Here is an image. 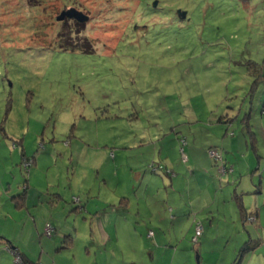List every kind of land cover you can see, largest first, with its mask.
I'll return each mask as SVG.
<instances>
[{
  "label": "rangeland",
  "instance_id": "1",
  "mask_svg": "<svg viewBox=\"0 0 264 264\" xmlns=\"http://www.w3.org/2000/svg\"><path fill=\"white\" fill-rule=\"evenodd\" d=\"M70 8L88 20L56 21ZM253 61L264 0H0V190H22L24 148L54 206L32 260L238 264L248 248L243 264H264V91L242 101ZM15 252L0 239V264Z\"/></svg>",
  "mask_w": 264,
  "mask_h": 264
},
{
  "label": "crops",
  "instance_id": "2",
  "mask_svg": "<svg viewBox=\"0 0 264 264\" xmlns=\"http://www.w3.org/2000/svg\"><path fill=\"white\" fill-rule=\"evenodd\" d=\"M263 99H264V94L261 96V99L259 100V102H260L259 105L263 104V107H264V102H262ZM245 128L248 131H250L248 124L245 126ZM251 141H252V145L255 146V147H253L255 149L257 146V143H258L255 134H254V137H251ZM241 146H242V144L240 143L239 147H241ZM232 147H233V145L230 146V148H232ZM233 151L235 152V149ZM23 155L25 157L34 158L35 161L38 160L39 157L41 158V156L33 155L32 151H25V149L23 148L19 154L20 162H21ZM17 157H18V155L15 157H12V161L16 162ZM224 161H225V164L227 165V161L225 159H224ZM21 167L22 166H20V168ZM257 168H258V166H257ZM23 169L21 168V170H19V171L17 169H15V170L13 169L12 175L14 177L17 176V179H21V175L22 176L25 175V177L23 179V185L27 184L26 191H25V207L15 208L13 205V202L11 200V197L13 195H19L22 193V190L18 189L19 187L14 189L9 184H7V187L8 186L9 187L7 188L6 191L0 190V196L1 195L4 196V200L2 203L3 206L2 205L0 206V220L1 219H3L4 221L10 220L9 228L8 229L5 228L6 232H2V230H1L0 239L4 240L6 245L7 244L10 246L13 245V247L16 248V250L19 253H21V255L26 260L30 261L31 263L32 262L36 263V262H34L35 260H32L34 257L24 247L27 248L29 246V248H31L34 246V247L40 249V254L43 252L44 247L43 246L40 247V245L36 241L37 240L40 241V236H42V235L44 236V228L46 227V225L47 224H50V225L53 224L52 223V213H53L52 207H54V206H52L53 202L51 200H47L46 203L40 202V199L43 196L47 195L49 188L47 185H45L43 183H41L40 185L37 186V184L32 181V178H33V180L36 179V177H34L35 170H33L31 168L32 169L31 173L30 172L28 173V171H25V169L24 170ZM246 169L252 170V167L247 166ZM16 170H17V172H16ZM252 181H253V179L251 178L250 179L251 185L253 184ZM16 184H17V186H19L18 185L19 182L16 181ZM260 185H261V183H260ZM147 188H148V186L146 187V189ZM66 190H67V188H65V186H64V191L66 192ZM33 192L35 194H34V196L31 197ZM242 192H245V191L242 190ZM246 192H250V191H246ZM67 194L70 195L71 192L66 193L65 196H69ZM244 194L245 193H242V195H244ZM241 203H242V205H244L243 200L241 201ZM48 205H50V210H47V207H49ZM243 207L246 209L245 206H243ZM257 207L258 206L256 205L255 208H257ZM249 208H247L248 210L246 209L247 214L252 215V217L255 216V218L257 220V216L259 215V213L258 212L256 213L254 208H252V207L250 209ZM41 209H43L44 212L39 214L38 210H41ZM178 209H181V206L178 207ZM47 211H49V212H47ZM52 228H53V232H54L55 227H52ZM154 238H155V234H154ZM158 247H159V245H158ZM5 255L7 256V252ZM240 264H243V259H242V262Z\"/></svg>",
  "mask_w": 264,
  "mask_h": 264
},
{
  "label": "trees",
  "instance_id": "3",
  "mask_svg": "<svg viewBox=\"0 0 264 264\" xmlns=\"http://www.w3.org/2000/svg\"><path fill=\"white\" fill-rule=\"evenodd\" d=\"M241 4L243 5V8L246 9V11H249L250 7H251V2L252 0H240ZM180 13V12H179ZM182 14V13H181ZM179 17V15H178ZM180 18V17H179ZM185 18V17H184ZM184 18H180L181 20H183ZM69 47V48H74V47H79L77 46L76 44H70V45H65V43L62 44V47H64L65 50L66 47ZM85 51V50H84ZM251 65H252V68L253 70H251V73L249 74L250 77H252L253 81L251 82L250 86H249V89L247 90V97H245L242 101L243 102H246V99L248 98L249 99V104L250 103H254L256 98H257V93L259 91V88L261 89L260 91H264V62L260 63V62H251ZM262 87V88H261ZM236 97V96H235ZM241 98V97H240ZM261 99V96H259L258 98V101ZM258 104V103H256ZM262 115H264V110L262 111ZM229 120V119H228ZM251 133V137H254V133L250 132ZM183 142V141H182ZM185 144V142H184ZM210 152V151H209ZM222 159V157H221ZM27 161H29L32 165H30L29 167H26L24 168V163H26ZM219 163V162H218ZM34 164V158H30V157H25L24 155L22 156V159H21V162H20V166H22L21 168L25 169V171H28L30 168H32ZM217 164V162H216ZM222 165L223 167L225 168V173L222 174V175H226L228 173H231V171L229 170H232V168H229L225 162L223 163L222 161ZM23 169V170H24ZM25 191H26V186L23 185L22 186V193L19 194V195H13L11 197V200L13 202V205L15 208H23L25 207ZM238 198V196H236ZM238 210H239V215L241 217V220L244 221H247L248 219H252L254 220V217H252V215H249L247 214L246 212V209L243 207L242 203H241V198H240V201L238 200ZM49 225V224H47ZM51 227V226H50ZM52 228V227H51ZM45 230V228H44ZM202 234V233H201ZM45 235V234H44ZM48 237V236H47ZM51 236H49L50 238ZM200 237V236H199ZM198 237V238H199ZM197 238V240H198ZM250 241V240H249ZM252 241V240H251ZM247 251H250L248 248H242L240 250V253H239V257H240V262L238 264H240L242 262V259H243V254ZM16 255H18V257L20 258V261L24 264H36V263H31L30 261L26 260L22 255L21 253H17L15 252Z\"/></svg>",
  "mask_w": 264,
  "mask_h": 264
},
{
  "label": "built area",
  "instance_id": "4",
  "mask_svg": "<svg viewBox=\"0 0 264 264\" xmlns=\"http://www.w3.org/2000/svg\"><path fill=\"white\" fill-rule=\"evenodd\" d=\"M184 144V142H182ZM209 154L211 155V157L213 158L214 162L218 163L219 161H222L221 156L215 152V151H210ZM30 165H32L29 161H27L26 163H24V168L29 167ZM27 169V168H26ZM231 171V170H229ZM220 174H224L225 173V168L222 166L221 169H219ZM253 220V219H252ZM202 233V227L201 226H196L195 227V237L192 239V241L194 243L197 242V238L201 235ZM44 234L45 236H51L52 234V228L49 225H46L45 230H44ZM16 264H22V262L20 261V258L18 257V255L16 256V260H15Z\"/></svg>",
  "mask_w": 264,
  "mask_h": 264
},
{
  "label": "water",
  "instance_id": "5",
  "mask_svg": "<svg viewBox=\"0 0 264 264\" xmlns=\"http://www.w3.org/2000/svg\"><path fill=\"white\" fill-rule=\"evenodd\" d=\"M179 15H181L183 18L185 17V13H178ZM64 19H73L75 21H77L78 23H84L86 22L87 16H85L84 14H82V12L77 11L74 8H70L67 9L65 11H62L57 17H56V21H63Z\"/></svg>",
  "mask_w": 264,
  "mask_h": 264
}]
</instances>
